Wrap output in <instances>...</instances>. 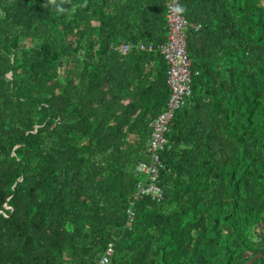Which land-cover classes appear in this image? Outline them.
I'll use <instances>...</instances> for the list:
<instances>
[{
  "label": "trees",
  "instance_id": "1",
  "mask_svg": "<svg viewBox=\"0 0 264 264\" xmlns=\"http://www.w3.org/2000/svg\"><path fill=\"white\" fill-rule=\"evenodd\" d=\"M0 0V264H245L264 254V0H181L192 93L158 182L165 0ZM129 43L127 54L113 47ZM153 44V50L141 44ZM253 264H264V257Z\"/></svg>",
  "mask_w": 264,
  "mask_h": 264
},
{
  "label": "built area",
  "instance_id": "2",
  "mask_svg": "<svg viewBox=\"0 0 264 264\" xmlns=\"http://www.w3.org/2000/svg\"><path fill=\"white\" fill-rule=\"evenodd\" d=\"M181 0H165L168 36L165 43L159 46L160 53L168 64L167 82L171 93L166 108L161 111L151 123V135L147 145L149 161H140L136 164L134 173L140 178L136 185L133 200L127 209L128 219L135 217L134 205L136 202L150 198L161 201L164 190L158 182L159 171L163 166L162 152L168 145L167 132L172 119L178 110L186 104L192 93V61L187 52V30L189 27L199 29L201 24L190 22L182 13L172 11L180 6ZM141 49L153 50V44H141ZM121 54H127L131 48L129 43L117 44L113 47ZM114 252L113 243H109L99 264H108Z\"/></svg>",
  "mask_w": 264,
  "mask_h": 264
},
{
  "label": "clouds",
  "instance_id": "3",
  "mask_svg": "<svg viewBox=\"0 0 264 264\" xmlns=\"http://www.w3.org/2000/svg\"><path fill=\"white\" fill-rule=\"evenodd\" d=\"M68 3H69V0H46V3L43 6L48 7L51 5L55 7L58 13H65L68 11V9H66L64 5ZM172 11L182 14L185 11V8L178 5L174 9H172Z\"/></svg>",
  "mask_w": 264,
  "mask_h": 264
},
{
  "label": "water",
  "instance_id": "4",
  "mask_svg": "<svg viewBox=\"0 0 264 264\" xmlns=\"http://www.w3.org/2000/svg\"><path fill=\"white\" fill-rule=\"evenodd\" d=\"M263 257H264L263 253H258L255 256H253L252 258H250L245 264H253L256 259L263 258Z\"/></svg>",
  "mask_w": 264,
  "mask_h": 264
}]
</instances>
